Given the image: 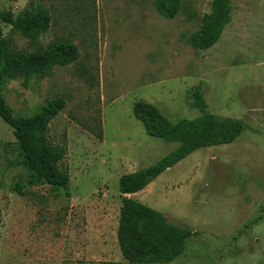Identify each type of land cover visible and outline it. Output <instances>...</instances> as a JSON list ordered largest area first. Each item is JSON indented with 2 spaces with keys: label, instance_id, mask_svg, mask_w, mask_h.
<instances>
[{
  "label": "rangeland",
  "instance_id": "rangeland-1",
  "mask_svg": "<svg viewBox=\"0 0 264 264\" xmlns=\"http://www.w3.org/2000/svg\"><path fill=\"white\" fill-rule=\"evenodd\" d=\"M30 2L52 24L31 41L1 23L9 47L62 40L79 58L44 79L7 81L2 95L15 117L64 100L46 137L66 150L58 166L69 183L35 182L0 119V264H128L116 241L118 179L177 147L147 136L132 107L151 103L172 124L194 119L195 87L209 113L240 119L242 134L190 154L132 198L191 231L171 264H264V0H230V22L205 51L188 38L212 0H182L172 20L153 0H0V10L16 17Z\"/></svg>",
  "mask_w": 264,
  "mask_h": 264
},
{
  "label": "trees",
  "instance_id": "trees-1",
  "mask_svg": "<svg viewBox=\"0 0 264 264\" xmlns=\"http://www.w3.org/2000/svg\"><path fill=\"white\" fill-rule=\"evenodd\" d=\"M30 4V11L24 10L16 17L11 12L0 10V24L10 26L24 39L36 41L50 28L52 19L46 9L33 7V2ZM153 5L159 16L172 20L178 15L182 0H153ZM230 14V0H212L210 13L202 17L199 29L189 36V44L199 51L210 49L230 22ZM78 58L76 47L62 40L34 52L13 50L2 38L0 26V119L12 130L33 180L64 191L68 188L69 177L58 165L66 150L52 147L46 137L49 124L65 107L64 100L57 99L47 104L33 116L15 117L6 104L2 88L5 82L17 78L28 81L30 77H50L53 68L68 66ZM192 104L199 116L174 124L151 103L138 101L132 107L134 119L141 124L147 136L175 143L177 147L153 166L118 179L121 206L116 241L122 259L128 264H171L181 255L185 241L191 236L190 230L170 224L160 212L131 196L144 191L190 154L200 149L230 145L244 130L240 119H219L209 113L200 87L194 88Z\"/></svg>",
  "mask_w": 264,
  "mask_h": 264
},
{
  "label": "crops",
  "instance_id": "crops-1",
  "mask_svg": "<svg viewBox=\"0 0 264 264\" xmlns=\"http://www.w3.org/2000/svg\"><path fill=\"white\" fill-rule=\"evenodd\" d=\"M131 197H133V196H131Z\"/></svg>",
  "mask_w": 264,
  "mask_h": 264
}]
</instances>
